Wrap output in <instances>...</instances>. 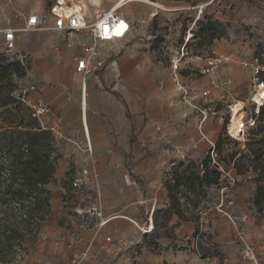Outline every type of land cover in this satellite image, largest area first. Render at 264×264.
Here are the masks:
<instances>
[{
	"label": "crops",
	"instance_id": "0c3cea01",
	"mask_svg": "<svg viewBox=\"0 0 264 264\" xmlns=\"http://www.w3.org/2000/svg\"><path fill=\"white\" fill-rule=\"evenodd\" d=\"M54 1L0 0V31L25 29L28 16L42 17ZM118 1L72 3L83 6L86 20L93 23ZM161 6L160 0L127 2L122 12L131 23L130 32L124 39L101 42V65L89 73L79 72L70 55L57 62L55 48L49 45L84 41L89 28L73 32L69 38L58 32L49 38L42 32L16 35V50L19 54L31 50L32 73L38 84L48 85L44 95L63 90L52 96L50 111L58 120L50 124L51 129L75 136L74 163L86 161L89 144L93 159L85 164L101 179L97 190L77 191L76 195H85L80 197L82 201L87 198L92 205L82 209L78 204L73 215L62 209L64 189L48 185L51 207L56 210H51L42 227L43 241L35 250L41 252L46 264H69L88 250L95 256L94 264H248L226 214L214 211L202 215L200 222L180 221L173 238L155 235V212L167 208L170 201L165 174L179 162L201 161L216 145L224 127L229 129L234 105L244 111L245 122L249 103L255 112L264 105L255 97L264 83L251 75L252 67L260 65L254 62L253 50L221 41L212 51H194L189 45L199 38L183 36L181 22L174 21L173 14L165 18ZM47 21L54 25L51 16ZM191 29L188 32L192 35ZM161 31L168 34L164 46L158 45L155 34ZM218 54L232 59L218 67L215 80L187 65L193 57ZM179 57L176 70L171 63ZM95 74L99 75L97 80ZM38 97L36 93L34 102ZM187 103L197 109L182 113ZM239 189L228 212L250 216L246 238L254 246L258 264H264V216L255 211L244 187ZM95 202L100 205L101 217L89 212ZM60 213L70 228L58 226L54 216ZM172 216L175 222L178 215L173 212ZM143 227H149V232L144 233ZM197 230L207 236L199 238ZM98 236L110 243L104 245Z\"/></svg>",
	"mask_w": 264,
	"mask_h": 264
},
{
	"label": "trees",
	"instance_id": "16d2710c",
	"mask_svg": "<svg viewBox=\"0 0 264 264\" xmlns=\"http://www.w3.org/2000/svg\"><path fill=\"white\" fill-rule=\"evenodd\" d=\"M170 1H184L192 5L199 3V0ZM28 60L26 66L22 65L21 60L9 62L6 57L0 61V263L12 260L15 250L25 246L24 242L30 241L42 230L51 207L52 196L48 185L54 181L61 157L56 148L55 133L50 127L42 125L40 119L33 115L28 101L22 95H17V79L25 77L30 70ZM257 78L264 83V71ZM259 111L254 114V126L247 132L245 149L223 156L225 142L230 140L224 127L216 145L201 161L188 160V172L183 177L190 180L194 192L207 195L212 188L220 186L222 163L225 169L232 166L239 176L247 177L253 173L257 183L253 207L263 216L264 105ZM235 143L240 144L236 140ZM213 151L220 155L219 165L212 163ZM180 179L175 173V183L166 184L170 197L168 209L187 221L178 209L179 197L175 188L181 184ZM161 210L157 209L154 215L157 237L162 236L157 225L158 212ZM199 233L197 230L195 234Z\"/></svg>",
	"mask_w": 264,
	"mask_h": 264
},
{
	"label": "rangeland",
	"instance_id": "374dc122",
	"mask_svg": "<svg viewBox=\"0 0 264 264\" xmlns=\"http://www.w3.org/2000/svg\"><path fill=\"white\" fill-rule=\"evenodd\" d=\"M149 1L154 2V0H148V2ZM160 1L162 3L160 10L163 12L164 17L166 18V16L173 14L175 15L174 21L181 22L180 32L181 34H183V36L189 35L190 38H199L197 41H194L191 45H189L192 50L212 51L214 50L216 45L222 41L223 43L230 46L234 45L246 50H253V56L257 58L258 63H260V65L264 68V0H199V3L197 5H192L184 1ZM190 28H192V35L190 34V32H188L190 31ZM155 34L158 35V45L164 46L163 44L168 41V34L164 31ZM19 55L20 54L17 50H11L9 52L5 50L3 38L2 35H0V61L4 57L8 58L9 62L20 61ZM28 61L30 70L28 71L27 75L25 77H20L17 79V84L19 86L17 95H22V97H24V100L28 101L29 104H33L36 94V86L39 81L37 77H35L32 73L31 60L29 59ZM22 63L23 66H26L27 61H24ZM262 85L263 84H261V86ZM261 86L260 90L264 92V88L261 89ZM235 106L236 105H234L233 108ZM247 107L248 113L246 122L244 121V119H242L245 127V134H242L241 136H233L230 130L227 129L226 136L230 140H227V142H225L226 145L223 150V156L238 149H245L247 132H249L250 128L254 126V121L256 120L254 114L259 113L253 111L252 104L249 103ZM240 112L243 113L244 111ZM243 116L245 117L244 114ZM57 120L58 117L55 116V113H53V111L51 110L43 115L40 122L42 123V125L50 127V124L55 125ZM59 130V128H56L57 132L52 130L57 136L56 148L58 149L59 153H61L52 185L53 187L59 188L61 186L64 189V193L62 194V209L66 208L73 215V212H75L73 209L77 208L78 204H82L81 208L86 209L87 207L91 206L92 203L87 198L82 201L80 197L85 195H76L77 192L73 190L71 178L75 173V164L73 158L75 136L61 135L60 133H58L60 132ZM235 140L239 141L240 144H236ZM183 163L179 162L176 165L172 166L170 171L165 174V177L166 181L169 182V184L175 183V173H178L179 177L181 178V184L179 185V187L175 188V191L178 193L179 197L178 209L188 220L186 221L178 216L177 220L175 222H172L173 211L170 212L168 209L170 207L169 201V206L167 208H161L163 211H159L157 216L158 231L159 234L164 238L175 237V227L179 224L180 221L197 222L196 219H198L200 222L202 213H204V211L206 212V214L216 211L214 208V202L217 201L215 197L220 196V192H218L217 187L212 188L209 191L210 194L208 193L207 195H199L198 192H194L193 188H191L193 186L191 185L190 180L183 177L184 175H187L189 161H185ZM96 179L98 181H101V179L99 178V173H97ZM98 181H96V185H98ZM224 184H228V181L225 180ZM256 186L257 183L255 181V175L253 173H251L247 177L236 175L235 183L231 185V191L235 195L236 191H241L239 188L242 189L244 187L243 191L245 195H250V201L253 203L254 196L257 192ZM89 196L90 198L94 197L91 194H89ZM51 210L56 209L55 207L49 208V216L47 217V220L50 219V216L52 215ZM76 214L79 215L78 212ZM54 217L57 218L58 226L70 228L71 225L65 223V215L60 213V215L57 214ZM47 220L45 221V224ZM86 221H89V219H86ZM42 241L43 236L42 231H40L35 237H33V239L24 242L25 246H19L15 250L14 258L12 260H10L9 262H1L0 264H33L31 255L41 245Z\"/></svg>",
	"mask_w": 264,
	"mask_h": 264
},
{
	"label": "built area",
	"instance_id": "2783aa9c",
	"mask_svg": "<svg viewBox=\"0 0 264 264\" xmlns=\"http://www.w3.org/2000/svg\"><path fill=\"white\" fill-rule=\"evenodd\" d=\"M135 0H119L117 4L101 14L95 22L89 23L86 20L84 7L77 6L72 3V0H55L53 5L50 8L48 13H44L42 17L34 14L28 16L27 25L25 29H15L9 27L5 30L0 31L2 35L3 43L5 50L8 52L11 50H16L17 48V38L16 35L18 32H36V33H45L47 37L53 35V33H63L66 37H71L70 35L73 32H79L84 29L89 28V33L86 36L84 41L74 44H67L65 46H56L55 43L50 42L49 45H53L56 51V60L57 62H62V59L65 55H70L76 60V68L79 72L89 73L94 68L97 69V66L101 65L100 62V52L99 44L101 42L110 41V40H120L124 39L131 30V23L126 19L124 13L122 12L123 7L127 2ZM51 16L54 21L53 26L48 25L47 18ZM32 55L31 50H26L23 53H20L19 59L24 62L26 59H29ZM232 57L226 54H218L214 57H193L187 62V65L191 67L199 68L203 73H207L212 80L217 79L218 67L223 63L230 62ZM181 57L173 59L171 66L174 69L179 68V62ZM255 63H258V60H254ZM264 71V68L261 65L254 66L251 69L252 77L257 78L259 73ZM99 78L98 74L94 75V79ZM48 85L45 83L37 84L36 93L39 95L37 100L33 104H30L33 109V115L38 117L40 120L43 115L48 113L53 104V95L56 93H62L63 90L58 88L57 91L52 94H46ZM207 91H204L206 94ZM194 98V96H192ZM197 109L196 105L187 103L183 109L184 114L190 111H195ZM245 134V130L243 132ZM79 157V155H78ZM93 159L92 147L87 144V154L85 156V162H91ZM211 160L213 164L219 165L220 155L213 151L211 153ZM83 163L81 160L74 163L75 164V173L72 177L73 190L75 192L81 191L83 189H95L97 190L96 181L97 171L95 169H89L87 164ZM221 164V163H220ZM222 169V178L220 181V186L217 187L218 192H220L219 197L216 198L214 202V208L216 212L223 213L229 216L231 223L234 224L236 239L241 244V255L243 259L248 261V264H258L257 254L255 253L254 246L250 244L246 238L247 224L250 220L249 215H233L228 212V206L234 205V193L231 191V185L235 183L236 173L233 170L232 166L227 169L223 168V163L221 164ZM232 174V175H231ZM225 180L228 181V184H224ZM99 183V181L97 182ZM214 198V197H213ZM85 213V210H82ZM90 211H94L98 217H101L102 211H100V205L98 202L94 203L90 208ZM206 214L202 213V215ZM103 223V220L100 218V224ZM141 230L144 233L149 232V227H143ZM203 236L202 233L198 234V237ZM207 236L206 233L204 237ZM196 237V238H198ZM98 241H104V245L109 244V240H104L103 238L97 237ZM94 257L89 252L81 253L77 258H74L69 264H94ZM31 260L33 264H46L42 260V254L39 251H34ZM51 264V263H47Z\"/></svg>",
	"mask_w": 264,
	"mask_h": 264
},
{
	"label": "bare ground",
	"instance_id": "6f19581e",
	"mask_svg": "<svg viewBox=\"0 0 264 264\" xmlns=\"http://www.w3.org/2000/svg\"><path fill=\"white\" fill-rule=\"evenodd\" d=\"M263 88H264V84L261 86V89ZM255 97L259 105L264 104V92L263 91L260 90V92ZM233 112H234V116L232 117V121L229 124V130L233 136L235 135L241 136L245 130V127L242 121L244 116H243V113L240 112V108H238L237 105L233 108Z\"/></svg>",
	"mask_w": 264,
	"mask_h": 264
}]
</instances>
